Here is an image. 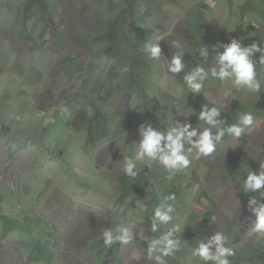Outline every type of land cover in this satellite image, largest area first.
<instances>
[{
  "label": "rangeland",
  "instance_id": "1",
  "mask_svg": "<svg viewBox=\"0 0 264 264\" xmlns=\"http://www.w3.org/2000/svg\"><path fill=\"white\" fill-rule=\"evenodd\" d=\"M60 35L66 44L59 40ZM157 37L161 39L157 41ZM232 38L243 46L256 42L264 47V0H0V172L7 169L3 163L9 139L13 144L19 143L20 135L26 131L42 138L46 155L41 167L51 168V185L57 182L62 186L59 179H64L71 185L69 197H80L68 207L70 198L66 197L65 203L61 198L64 190L53 188V204H61L67 211L57 214L53 209L40 208L54 225L61 222L58 234L65 241L62 251L66 249L70 264H155L146 258V253L143 256V249L148 239L168 227L158 226V233L150 231L152 209L170 193L176 195L175 210L183 209L185 228L178 234L179 251L166 259L168 264H197L198 258L191 257V249L203 242L195 240L196 234L208 230L207 225L191 224L195 195H200L195 191L200 192L201 186L193 175L174 177L167 187L168 177L162 172L168 173L163 169L158 175L153 173V164L143 166L134 180L123 176L110 181L105 173L101 182L95 183L94 161L89 154L80 152L83 149L77 143L79 131L71 127H82L83 135L87 133L86 141L99 138L104 132L105 138L116 131L129 133L128 127L120 129L123 123L113 108L121 101L122 108L135 116L124 121L136 120L157 131H166L179 122L188 123L189 130L194 128L199 133L202 124L208 127L199 120V113L212 107L221 109L217 119L223 120L225 127L251 111L256 124L237 138V146L232 149L238 165L232 163L235 165L224 168V187L230 191V187L241 186L248 171L257 172L264 161V66H256L262 84L257 93L237 90L230 81L220 82L211 76L203 82L200 93H191L184 83V77L196 67L204 66L209 71L215 65L208 54L200 56L202 47L208 52ZM146 41L158 42L161 50L182 52L186 68L171 73L159 57L151 60L144 51ZM70 49L81 52L75 54ZM259 56V52L254 53L253 59L258 60ZM181 110L186 113L184 117ZM83 111L89 112L90 118L80 119ZM232 140L226 137L217 147ZM119 143L109 152L117 151L118 161L123 164L125 157L134 154L138 139L134 143L129 137L123 145ZM70 145L76 151L69 153ZM210 155L214 157L215 152ZM64 169L72 174V181L63 175ZM10 172L17 181L13 191L0 190V212L11 217L13 212L26 214L38 205L49 180L43 175L37 178V171ZM218 177L220 180V173ZM22 185L24 190L32 188L30 196ZM248 195L258 197V192ZM1 216L0 228L11 226L15 236H23L19 241L30 247L35 236L26 224L34 222L33 216L26 214L27 218H21L19 223ZM180 222L173 219L170 223ZM121 224L134 225L133 241L126 246L114 244L105 248L100 239L102 229ZM41 237L36 239L39 246L51 235L46 230ZM199 238L203 239L202 235ZM45 255L51 257L49 252ZM0 264H4L2 257Z\"/></svg>",
  "mask_w": 264,
  "mask_h": 264
},
{
  "label": "crops",
  "instance_id": "2",
  "mask_svg": "<svg viewBox=\"0 0 264 264\" xmlns=\"http://www.w3.org/2000/svg\"><path fill=\"white\" fill-rule=\"evenodd\" d=\"M61 36L62 35H60V37ZM60 37L59 40L66 44L65 40L62 37L60 39ZM210 39L213 41L214 37L210 36ZM70 50H72V52L75 54L81 52V50L78 49H76V51H74L73 49ZM222 51L223 49L220 48H209V51L207 52L209 55L208 58L213 61L214 57H211L210 55ZM175 53V49L172 48L162 49L159 56L160 62L161 64H163L162 66H165V68L168 67L169 62L173 57L171 54ZM163 70L165 69L163 68ZM123 105L124 101H121L119 105L113 108L114 111H116L117 116L120 118V122L123 123L120 129H125L128 127V129L130 130L129 133L123 134L120 133V131H116L115 135H113L112 137L105 138L106 133L104 132L100 135L99 138L93 139L92 141L90 139L86 141L84 135H87V133H84L83 135L82 127H78V125H74L71 127V129H77L79 131L80 139L77 143L80 144V148L82 147L83 149V151L80 152L85 155L89 154L90 158L94 161L93 168L95 169H93V173L95 175V183H100L105 173L106 175H109L110 181H118L122 179L124 176L121 171L122 163L118 161V157L116 155L117 151L111 153L109 151L113 149L114 146L115 148H117L118 143L122 139L123 141L119 143V145H123L126 139L129 137L132 141H134V143L138 139L139 143L140 135L138 129L141 125L144 124L138 123L136 120L135 122L124 121V119L126 118H134L135 116L133 112L129 113V110L123 109ZM120 109L123 110L120 111ZM92 112L95 114L94 111ZM180 113L181 117H184L186 115V113L182 110L180 111ZM143 114L144 113H142V115ZM85 117L90 118L89 112L83 111L81 113L80 119ZM153 126L155 127V125ZM3 131H7L6 128H3ZM32 134L34 133L30 131L24 132L23 135L18 134L20 135V142L16 144H13L8 138L9 150L4 156L3 163V165L7 169L3 172H0V190L3 189L13 191L15 189L17 179L16 177H13L12 172H10L11 169H16L17 174H30L37 171L39 172V175H36L37 178H40L41 175L47 177V180L49 181L45 184V186H43L44 197L38 205H35L28 211V213L26 212L27 215L29 214L33 216L34 222H28L26 226L28 229H32V232H34L33 236L35 237L31 240L30 247H27V244L25 242L19 241L23 236H15L13 231L11 230V226L4 229L0 228V257L4 259V264H11L12 262L16 264H70V259L67 256L66 249L62 251V245L65 241L62 242L63 237L58 234V230L62 226L61 222H59L57 225H54L52 220L44 216L45 214L40 210V208L53 209L57 214L65 213V211L67 210L64 209V206L62 208V205L59 202L57 203H59L60 205L53 204V198L56 197V193H54V190H59V188L61 190H64L61 198L62 202L65 203V198L69 197L71 185H68V183L61 178L59 180L62 186H60L57 182H55L54 185H51V183L54 181V176L52 174L53 172L51 168L41 167V163L42 161H44V157L46 155L44 154V151H46L44 148V142L39 135L34 134V136L32 137ZM192 139L194 140L196 138L193 137ZM236 146L237 139L230 141L228 144L219 145V147H217L215 150L214 157L209 155L207 157L201 156L199 159H193L188 169L183 172H178L173 177H169V174H166L164 172H162V174L168 177V180L166 181L167 187L170 186V180L172 178L176 177L179 179L180 175H184L185 177L188 174L193 175V179L201 185L200 192L195 191V193H200V195H195L197 196V202L195 203L194 209L192 211L194 220H191V224L193 227H197L198 225H207L206 228L208 230V233H197L196 235L198 237H195L196 241L202 240L203 242H207V240L217 231L222 232L227 237L226 246L232 247L235 252V256L230 257L231 264H264V236L250 233V220L254 219V216L249 211L247 202L253 195L249 196L248 193H244L242 191V185H235L233 187H230V191H228V189H226L223 184L225 181L224 177L227 175V173L224 171V168L229 166L232 167L235 164L238 165V159L236 156L237 154L233 153L232 151V149L236 148ZM11 147L14 150H11ZM126 147L128 148V142L126 143ZM185 147L187 148L189 146L185 145ZM80 148L77 147V150H79ZM51 150L53 152L52 147ZM72 151H76L74 145L69 146V153ZM58 164L60 167H63L62 160H59ZM162 169V166L154 164L153 173L157 172L158 175V171H161ZM219 173L221 174L220 180L218 177ZM148 174L151 175L152 173L149 172ZM63 175L66 176L68 180H73L72 174L67 172L65 169L63 170ZM76 178L79 179V176H76ZM19 184L21 185V182H19ZM57 184L60 187H57ZM23 185L22 189L24 187ZM96 187L97 185L95 186V188ZM23 191L28 193V195L30 196L31 193L29 192L32 191V188L29 187V189H23ZM155 193L156 191H154L153 197L155 196ZM146 196L147 195H144L143 199H145ZM69 198L70 202L68 203V207L71 204L74 205L77 198L80 199V197L78 196H75V198ZM257 199L258 202H262L259 200V197H257ZM205 201L207 203H204ZM51 204H53V206L49 207V205ZM141 206L144 208L143 204H141ZM36 213L37 216H35ZM0 214H2V219H6L7 221H14L17 223H19L18 221L21 218H27V216H25V213L19 214L17 212H13V216L10 217L8 214L6 216V213L2 210ZM173 215L176 221H181L184 224L183 209L177 208L174 211ZM46 230L51 235V238H47V242L44 243L43 241L44 245L39 246L36 239H42L41 234ZM4 231L6 232L5 236L3 237L2 232ZM56 234L59 235L58 243L56 242ZM201 235L203 239L199 238V236ZM191 239L188 241H191ZM44 252H49L51 254V257H47L46 255L44 256Z\"/></svg>",
  "mask_w": 264,
  "mask_h": 264
},
{
  "label": "clouds",
  "instance_id": "3",
  "mask_svg": "<svg viewBox=\"0 0 264 264\" xmlns=\"http://www.w3.org/2000/svg\"><path fill=\"white\" fill-rule=\"evenodd\" d=\"M159 39L161 37L156 38L157 41ZM219 47L223 51L215 54V65L209 71H206L204 66H198L184 77L187 89L194 94L200 93L204 87L203 82L211 76L220 82L230 81L232 88L237 90L257 93L262 88V84L257 78L256 66L257 64L264 66V47L256 42L243 46L235 38L230 39L226 44L220 43ZM144 51L153 61L157 60L161 54L158 42L146 41ZM257 52L260 56L258 60H255L253 56ZM207 54V49L202 47L200 56L205 57ZM182 55V52L173 55L168 66L169 72L180 73L185 68ZM228 93L229 91H226L225 95ZM220 112L221 109L218 107L200 111L198 118L208 127L202 124L199 133L194 128L189 130L191 126L188 123L177 122L166 131L154 130L151 125H141L138 129L140 140L134 147V154L123 160L121 168L123 175L134 180L143 166L151 167L153 164H158L169 176H174L188 169L193 159L207 157L214 153L217 145L224 142L226 137L236 140L242 133L251 131L256 124L253 113L249 111L239 115L237 122L225 127L224 121L217 119ZM193 137L196 139L193 140ZM185 145L189 147L186 148ZM242 191L249 194L258 192L259 200L262 202H258L256 196H252L247 202L248 209L254 216V219L250 220V233L264 236V161L260 162L257 172L248 171L242 183ZM169 201L172 203H168ZM175 203L176 195L170 193L152 209L150 231L158 233L160 232L158 226H168L158 236L148 239L147 247L143 249V256L146 253V258L154 261L155 264H168L166 258L174 256L181 247L178 234L185 226L183 222L170 223L174 219ZM133 226L121 224L115 228H103L100 235L103 246L111 248L114 244L128 245L134 239ZM226 243L227 237L217 231L207 242L198 243L197 247L192 248L191 257L198 258L197 264H209V262L231 264L230 257H234L235 252L232 247L226 246Z\"/></svg>",
  "mask_w": 264,
  "mask_h": 264
},
{
  "label": "built area",
  "instance_id": "4",
  "mask_svg": "<svg viewBox=\"0 0 264 264\" xmlns=\"http://www.w3.org/2000/svg\"><path fill=\"white\" fill-rule=\"evenodd\" d=\"M49 222V221H48ZM235 256V255H234Z\"/></svg>",
  "mask_w": 264,
  "mask_h": 264
}]
</instances>
